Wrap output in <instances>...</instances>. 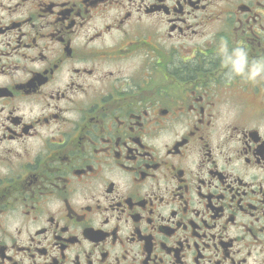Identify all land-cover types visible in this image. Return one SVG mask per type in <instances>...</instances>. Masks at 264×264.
<instances>
[{
    "label": "flooded vegetation",
    "instance_id": "1",
    "mask_svg": "<svg viewBox=\"0 0 264 264\" xmlns=\"http://www.w3.org/2000/svg\"><path fill=\"white\" fill-rule=\"evenodd\" d=\"M0 264H264V0H0Z\"/></svg>",
    "mask_w": 264,
    "mask_h": 264
}]
</instances>
